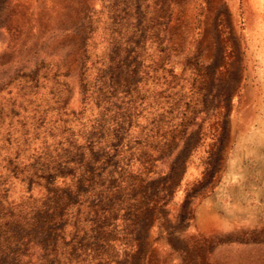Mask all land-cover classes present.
Masks as SVG:
<instances>
[{"label": "rangeland", "instance_id": "obj_1", "mask_svg": "<svg viewBox=\"0 0 264 264\" xmlns=\"http://www.w3.org/2000/svg\"><path fill=\"white\" fill-rule=\"evenodd\" d=\"M102 4L0 0V264H264V0H144L114 102Z\"/></svg>", "mask_w": 264, "mask_h": 264}, {"label": "water", "instance_id": "obj_2", "mask_svg": "<svg viewBox=\"0 0 264 264\" xmlns=\"http://www.w3.org/2000/svg\"><path fill=\"white\" fill-rule=\"evenodd\" d=\"M103 4L101 11L95 17L88 18L86 23L82 26L74 37L72 43H74L77 56L74 61L72 74L80 82V88L86 95L88 90L93 85L92 80L87 79L88 70L85 67V63L90 59V54L87 53L88 46L90 45L89 38L96 28L97 23L100 24V28L108 33L111 37V43L108 51L109 57L112 59L114 66L112 70L103 73L101 78V84L95 90L98 92V102H114L118 98L119 94L129 91L136 79V73L140 68L139 56L141 54V45L136 46L133 37H131V22L130 18L136 12L141 14L144 11V0H102ZM110 41V40H109ZM51 77L56 78L57 74H52ZM63 94L60 97L62 103L67 97V89L64 87ZM130 118L122 119L118 122V131L116 133L119 140L129 123ZM105 122V123H104ZM103 124L107 123L105 120ZM105 126V125H104ZM103 133H99L102 136ZM113 168H107L106 173L111 175ZM53 174L46 175L45 179L51 181ZM4 195L0 192V199H3ZM63 210V205L60 207ZM58 236V234H56ZM17 257L16 250L10 248L8 257H6L5 264H16L15 258Z\"/></svg>", "mask_w": 264, "mask_h": 264}, {"label": "trees", "instance_id": "obj_3", "mask_svg": "<svg viewBox=\"0 0 264 264\" xmlns=\"http://www.w3.org/2000/svg\"><path fill=\"white\" fill-rule=\"evenodd\" d=\"M142 209H144V208H142ZM144 211V210H143ZM1 222V221H0Z\"/></svg>", "mask_w": 264, "mask_h": 264}]
</instances>
